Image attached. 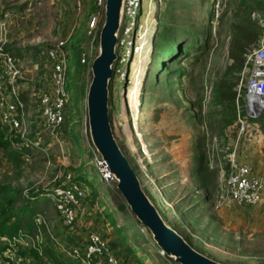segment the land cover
Here are the masks:
<instances>
[{"label":"rangeland","instance_id":"374dc122","mask_svg":"<svg viewBox=\"0 0 264 264\" xmlns=\"http://www.w3.org/2000/svg\"><path fill=\"white\" fill-rule=\"evenodd\" d=\"M213 1L152 0L148 9L147 0H143L141 15L150 13L154 29L152 42L156 32L167 27L169 36L173 35L177 41L185 37L193 44L188 48L189 56L179 59L177 66H170L172 71L177 68L183 71L182 77L178 73L168 75L166 71L155 75L169 55L158 58L157 51L152 55V48L144 52L139 62H130L129 70L138 67L129 75L127 83L123 76L114 75L110 83L109 118L118 146L170 228L197 252L220 264H264V203L238 207L219 202V183L228 170L221 148L231 147L235 131L231 128L234 123L229 127L224 125L230 119L229 113L224 108L216 109L213 103V86L231 64L229 48L234 35L244 38L245 55L256 50L264 40V0H221L217 15ZM89 3L82 0V9L78 11L73 0H0V21L8 23L7 45L22 71L19 92L29 114L35 109L27 97L30 88L42 89L47 83L50 66L45 51L75 32L79 35ZM116 52L118 57L123 55V51ZM35 63L39 70L32 74L31 66ZM118 67L122 75L128 71L125 64ZM68 68H73L69 62ZM241 72L242 69L233 74L236 86ZM90 81L91 72L83 69L78 89L75 90L74 83L70 87L72 93L79 92V85H84L87 92ZM81 96L77 97L76 106L71 105L72 101L68 105L73 113L79 110L81 114L82 121L76 126L81 138L78 147L65 135L58 145L50 141L40 120L33 116L36 122L33 128L37 127L34 132H41L40 147L48 153V161L45 163L44 155L32 154L27 164L24 162L18 167L0 154V184L21 189L27 196L39 191L45 193L64 173L83 174L84 191L92 186L99 195L93 205L88 198L85 200L84 210L78 213L76 230L69 231L62 226L50 199L39 197L33 204L36 212L46 211L50 232L59 244H80L93 232L107 245L115 244L114 252L120 261L128 258L127 264H136L127 253L131 247L144 264H166L149 231L148 234L137 223L129 208H118L121 201L112 190V180H105L98 172V161L90 156L92 145L85 132V92ZM258 125L257 138L244 141L239 146L238 157L261 169L264 118ZM213 139H216L214 144ZM198 140L203 150H207L212 140V148L218 154L212 163V169L218 171L217 183L209 189L208 197L199 190L191 173ZM64 257L62 262L69 264Z\"/></svg>","mask_w":264,"mask_h":264},{"label":"built area","instance_id":"2783aa9c","mask_svg":"<svg viewBox=\"0 0 264 264\" xmlns=\"http://www.w3.org/2000/svg\"><path fill=\"white\" fill-rule=\"evenodd\" d=\"M78 11L82 9V0H73ZM93 1L94 11L87 21V41L81 48L80 64L90 72V66L98 53L99 31L104 21L106 0ZM143 0H124L122 6L121 22L117 34L116 51H123L118 57L114 67V75L123 76L125 83L130 74L134 73L129 65L133 60L143 58L144 52L151 50L154 34L151 26L150 13L142 17ZM152 0H147L148 9H151ZM213 7L216 15L221 8V0H214ZM150 26V29H149ZM70 37V36H69ZM68 38L59 40L55 46L45 52L49 63L47 83L43 88L32 86L28 98L35 109L30 112L28 106L22 101L19 92V81L22 80V71L18 61L6 51L8 44V23L0 21V124L7 127L23 140V145L39 147L41 137L34 132L36 123L33 116H37L45 132L51 140L59 143L58 128L62 123L63 110L67 100V79L69 55L65 50ZM151 52V51H150ZM117 54V52H116ZM125 64L128 71L120 73L118 65ZM38 63L32 64V74H37ZM243 102V105L242 103ZM264 117V40L260 46L244 56V65L236 86L235 121L231 128L235 134L232 137L231 147L223 146L221 153L227 159L228 170L222 175L219 183V202L225 205L238 207H254L264 203V164L261 169L240 161L238 157L239 146L244 141L257 138L260 126L258 122ZM33 139H29L32 133ZM229 138V137H228ZM216 139H213V144ZM208 164L212 169L214 156L217 152L212 148V140L207 144ZM97 168L103 178L111 181L105 164L95 155ZM28 161V157L24 159ZM135 172V171H134ZM145 176L144 171L141 170ZM223 173V171H221ZM136 174V173H135ZM141 176L142 174L139 173ZM137 176V175H136ZM138 177V176H137ZM146 177V176H145ZM139 179V177H138ZM55 185L46 190L42 196L53 202L62 226L72 231L78 213L84 210L83 201L86 197L84 189L75 182L73 173H64L56 179ZM140 181V179H139ZM149 184V183H148ZM150 185V184H149ZM151 186V185H150ZM32 230H21L12 237L0 236V264H47L43 259L44 236L53 240L57 249L70 260L79 264H122L120 259L110 250L109 246L96 233L90 232L84 241L77 245L61 246L51 234L46 211L41 210L35 215ZM34 251L39 260H33L27 253ZM161 258H166L160 250ZM25 254V255H24Z\"/></svg>","mask_w":264,"mask_h":264},{"label":"trees","instance_id":"16d2710c","mask_svg":"<svg viewBox=\"0 0 264 264\" xmlns=\"http://www.w3.org/2000/svg\"><path fill=\"white\" fill-rule=\"evenodd\" d=\"M89 2L90 3L88 5V8L85 11V21H86L85 25L81 26L78 29L79 32L81 31L79 35L78 34L75 35L76 32L70 35L68 39V43L65 47V50L68 52V55H69L68 57L69 63L73 66V68L71 70L67 68V72H66V79H67L66 92H67L68 97L65 102V106L63 110V119H62L61 125L58 128V132H59L60 139H63L65 135L69 139V141L74 144L76 148L78 147L80 143V139H81L79 136V132L76 130V126L82 121V119H81L80 111L76 110V112L73 113L72 109L69 108L68 105H69V101H72L71 105L76 106L77 97L78 96L80 97L82 93L84 94V92L86 94L84 85H82V87L81 85H79L81 88L79 87V92L77 93L76 92L72 93L70 87L73 86V83H74L75 84L74 86H76L75 90L78 89L77 85L80 83V80L82 79V70L85 69L80 64V56H81V48L84 46V44L87 41V21H88L90 14L94 11L93 1H89ZM168 30L169 28L164 27L161 32L160 31L156 32L155 38L152 42V55L154 54V51H157L156 56L158 58H160L164 54L169 55V58L167 60L162 61L160 63L161 72H159L160 71L159 70L158 72H156L155 75L166 71L168 75L178 73L179 77H182L184 75L183 71H181L178 68L177 70L175 69L174 71H172L170 66L171 65L177 66L179 64L177 63L179 59H183L184 57L189 56L188 48H190L193 43L190 42L189 40H186L185 37L183 38L185 40L179 39L177 41L173 35L172 36L168 35V32H167ZM246 47L247 46L244 42V38L235 34L234 37L232 38V41L230 43V48H229V59L231 61V64L226 68L223 76L219 78L218 80H216V83L213 86V93L215 95L213 98V103H214L215 108L216 109L224 108L230 115L229 121L225 122L224 124L226 127L232 126V124L235 121L236 92L234 91V89L236 87V77L233 74L237 71H240L244 65V56H245ZM6 51L10 54L13 53L9 45H7ZM156 81L157 79L156 77H154V83H156ZM110 87L111 86H109V91H110ZM69 94H71L70 97H69ZM109 97H110V92H109ZM22 101L26 103L23 98H22ZM263 118H261L260 121L263 120ZM109 121H110V118H109ZM87 130H88L87 124L85 122V132L88 137ZM39 134L41 137L40 131H39ZM34 137H35L34 132L30 136H28L29 139H33ZM47 137L49 138L50 141L54 142L53 140H51V138L48 135ZM54 143H56L57 145L59 144L57 142H54ZM202 145L203 144H201V141L199 140L195 144V150H194L195 153L192 157L193 167H192L191 173H192L194 180L196 181L198 185L199 190L203 191L206 194V197H208L209 189L212 186L213 187L216 186L217 178H218V171L214 169L212 170L209 169L210 167L208 164L207 150L206 148L205 150H203ZM42 149L43 148L40 146L36 148L30 145L29 146L23 145V140L20 139L19 136H17L14 132L9 131L7 127H4L0 124V154L5 159H7L9 162H13L16 166L19 167V165H21L22 163L24 164V162L27 164L32 154H41L45 156V163H46L48 161V153H46L45 151H42ZM90 151H91L90 153L91 157L92 155L93 156L96 155L92 147ZM23 156L28 157V161L22 160ZM225 164L227 165L226 162ZM84 168L85 166L83 164L82 171ZM74 179H75V182H77L78 184H80L81 187H83L82 186L83 174L74 175ZM110 183H112L113 185L112 186L113 192L117 195V197L121 201L118 208L128 209V207L125 204L124 199L122 198V196L120 195V193L118 192L116 188V183L113 180ZM98 193L99 192L96 189L92 188L91 186L89 191H86V197L83 201V207H84V202L87 198H88V201L93 205L99 195ZM218 193H219V190H218ZM39 197H44L40 194V191L36 193H30L29 195L26 196L25 194H23V191L21 189L13 188L6 184H0V236L12 237L21 230H29V231L32 230L34 228L33 226L34 217L36 214L40 212L39 210L36 212V209L33 208L34 206L33 204L35 203V200L38 199ZM109 219H110L111 224L115 226V222L111 218V216H109ZM77 220L78 218L76 219L74 230H76L77 228ZM137 223L140 224L138 221ZM144 229L147 231L145 227ZM72 234L75 235V233H72ZM67 246H70V245H67ZM108 246L110 250L113 253H115L114 251L116 250H114L113 248L115 244L113 246H110V244H108ZM57 250L58 249L55 246L53 240H51L47 235H45L44 242H43V259L45 260L47 264H64L62 262L64 261L63 260L64 256L60 252H59L60 254L58 255ZM157 250L160 251L158 248ZM127 253L133 257L136 264H144L143 260L136 255V252L131 247L127 248ZM27 254L30 255L33 260H39L37 254L34 251H30ZM64 259H66L69 262V264H79V263H76L70 260L69 258L64 257ZM127 260L128 258H124V260H121V262L123 261L122 264H127ZM164 260L166 264H175L172 260H169L168 258H164Z\"/></svg>","mask_w":264,"mask_h":264},{"label":"water","instance_id":"95a60500","mask_svg":"<svg viewBox=\"0 0 264 264\" xmlns=\"http://www.w3.org/2000/svg\"><path fill=\"white\" fill-rule=\"evenodd\" d=\"M124 0H106L86 98L87 129L91 145L105 164L109 178L136 220L150 233L166 258L175 264H220L194 250L170 228L149 199L128 159L118 146L109 121V86L117 62L116 43Z\"/></svg>","mask_w":264,"mask_h":264},{"label":"crops","instance_id":"0c3cea01","mask_svg":"<svg viewBox=\"0 0 264 264\" xmlns=\"http://www.w3.org/2000/svg\"><path fill=\"white\" fill-rule=\"evenodd\" d=\"M146 65V64H145ZM145 65L143 67H145Z\"/></svg>","mask_w":264,"mask_h":264}]
</instances>
